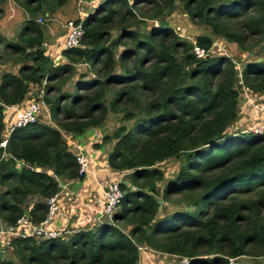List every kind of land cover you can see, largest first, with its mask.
<instances>
[{"label":"trees","instance_id":"1","mask_svg":"<svg viewBox=\"0 0 264 264\" xmlns=\"http://www.w3.org/2000/svg\"><path fill=\"white\" fill-rule=\"evenodd\" d=\"M178 1L190 20L213 36L244 51L262 44L263 58L243 65L241 81L250 92L264 94V0ZM174 2L100 1L83 19L80 45L62 50L63 63L46 55L45 29L36 19L25 20L14 40L0 38L20 65L16 73L0 75V141L4 106L23 102L33 86L44 83L53 123L37 120L14 128L0 146L3 224L24 214L40 223L60 181L84 176L62 132L99 127L108 113L130 122L102 139L114 140L108 166L127 171L111 220L59 238L13 237V259L0 264H138L140 244L186 256L189 264H231L229 258L264 255V135L232 128L240 98L234 60L216 50L194 55L193 45L211 48L210 35H196L189 43L163 22L144 33L136 27ZM24 5L36 12L42 4L25 0ZM146 9L150 14L142 13ZM114 29L118 34L112 37ZM78 63L93 75L80 73L73 80ZM69 83L73 89L64 90ZM179 155L182 166L159 193L165 174L157 164ZM18 161L26 165L18 167ZM158 194L163 201L182 194L191 204L158 216ZM33 196L39 199L25 213L22 206Z\"/></svg>","mask_w":264,"mask_h":264},{"label":"crops","instance_id":"2","mask_svg":"<svg viewBox=\"0 0 264 264\" xmlns=\"http://www.w3.org/2000/svg\"><path fill=\"white\" fill-rule=\"evenodd\" d=\"M100 1L102 0H68L59 6L61 10L60 15L58 16L63 15L66 17L63 22L74 17H81L84 19L86 15L90 13L89 10L95 7ZM68 3H72L70 10L63 12L62 9H64ZM9 7L10 8L7 7L9 13H11L9 16L12 17L15 15L13 12L15 10H13L11 1L9 2ZM21 9H23V7ZM23 13L25 16V13L29 14L31 11H23L21 13L22 18ZM31 18L34 19V16L31 17L29 14L28 19ZM52 19L56 20L57 18ZM24 21L25 20H23V22ZM60 22L61 19L59 23ZM65 33L66 29L63 24H60V26H55L53 23L50 25L46 24L42 46L45 49L46 55H48L51 59L58 53L55 47L56 42L60 40ZM215 37L217 40H215L213 44L222 47L225 44V39L219 36ZM225 50L227 51V48ZM58 60L59 62L57 63L66 62V58L62 55ZM29 95L30 94L26 97ZM240 96H242V94ZM3 112L5 114V123L9 125L8 121L10 122L12 120L14 109L12 106H4ZM259 120L260 116L255 111V108L247 104L246 101H241L239 98L238 120L234 123L233 128L239 130L249 129V127L251 128L253 125H257ZM62 134L68 144L69 150L74 153L75 156L78 154H84L88 157L89 168L81 179L60 181V188L57 192L59 208L53 220L49 223V226L51 228L64 226L67 229L78 230L92 228L100 221H110L111 219L109 217L104 216L100 218L99 211L102 209V205L104 203L105 185L108 182L115 180L120 171L111 169L107 163L108 154L114 143V140L107 142L102 140L105 135L111 134L108 125L103 124L99 127L90 128L82 134L72 132H62ZM23 165H26L23 161L17 162L18 167ZM38 169L40 168H37V170ZM38 199L39 198L37 196L29 197L22 206L24 212L27 213L30 206ZM0 224H3L1 219ZM122 229L127 232L129 227H122ZM8 242L10 241L0 234V250L3 249ZM138 251V264H178V255L159 252L145 246L144 244L139 245ZM3 258L13 259L11 246L4 249L2 259Z\"/></svg>","mask_w":264,"mask_h":264},{"label":"rangeland","instance_id":"3","mask_svg":"<svg viewBox=\"0 0 264 264\" xmlns=\"http://www.w3.org/2000/svg\"><path fill=\"white\" fill-rule=\"evenodd\" d=\"M10 1L12 3L13 10H15L13 11L15 15L12 17L9 16V14L11 13H9L8 11V8H10L9 7ZM24 3H25V0H2L0 2V7H1L0 9V12H1L0 14V18H1L0 19V38L4 40L6 39L14 40L23 25V20L28 19L29 14L31 15V17L34 16V19L40 16H44L43 14L45 15L48 14V16H46L48 17L47 22L45 24H41L44 27V29L46 28V24L50 25L53 23V25L55 26H60V24L64 23L63 21L65 20L66 17L63 15L58 16L60 15V10H61L59 6L64 4V1L62 3H57L56 0L54 1L53 0H43V3H42V0H41V4H42L41 9L39 11L31 12L29 14L25 13V16L23 13V18H24L23 19L21 16V13L23 11H26ZM70 6H72V3H68L67 6L64 7V9H62L63 12H65L66 10H70L71 8ZM22 7L23 9H21ZM95 7L91 8L89 11L91 12L92 10L95 9ZM142 13H144L145 15H148L150 14V11L146 9V10H143ZM52 18H57V19L53 20ZM60 19H61V22L59 23ZM160 22H163L164 24L166 23V25L171 27L174 30V32L180 35L183 39L187 40L189 43H194L196 35H199V34H206V35L212 36L213 42L217 40V38L212 35L210 28H207L206 26H203V25L195 24L189 19V17L187 16V14L185 13L183 9V3L178 0H175V2L170 7L166 8L159 17L145 18L139 21L136 27L140 32L144 33V32H147L149 26L157 25ZM117 34H118V30L114 29L111 31L112 37H115ZM224 42L225 44L224 45L222 44L223 45L222 48L223 47L225 49L227 48L228 55L231 57L232 60H234V63L237 69V81H238L237 86H238L239 94L240 95L242 94V96L239 95L240 100L245 101V96L243 95L244 91L242 89L244 85L242 84L239 71L242 69L243 65L246 62L254 60L256 59V57L263 58V49L261 47L262 44L259 42L258 44L251 46V48H249L247 51H244L240 49L236 43H233L227 40H224ZM119 50H120V47L119 49H117V53L119 52ZM219 50L221 51V49ZM16 58L17 56L12 54L10 51L4 50L3 45L0 42V75L2 72H6V71H9L12 73L17 72L20 65L17 64ZM52 59H54V57ZM55 61L59 62V60H55ZM52 62H54V60ZM80 73H85L87 76L93 75L92 72L87 68V66L84 63H78L75 65V75L73 76V80H75ZM43 85L44 83L38 86L31 87V89L29 90V93L31 95H34L35 91L38 90V88L43 87ZM63 89L72 90L73 87L71 83H69V84H66L63 87ZM246 90L251 95H253L256 98V100L263 101L264 99L263 94H259V93L254 94L250 92L247 88ZM255 111L258 113L256 109ZM38 120L48 123L50 125H53L51 118H50V110L46 103L42 109V112ZM237 120H238V117L235 122H237ZM254 121H255V118H254ZM121 123H126L127 125L130 124V122L121 121V114L108 113L107 119L104 124L108 125L110 129V133H112V131L115 128H117ZM252 127H254V125ZM251 128L249 127V129H246V130H250ZM6 130H8L7 123H5V127H4V131ZM182 164H183V158L180 155L167 159L157 164V166L160 167L164 171V174H165V178L162 181L158 182L157 184L159 188V193L162 190V187L165 184V182L169 180L170 178H173L176 176ZM157 199L160 202V209L157 214L158 216L164 215L165 213H168L174 210L181 209L182 207H185V206L189 207V204H191L190 199L182 194H172L167 201H163L160 194H158ZM234 263L236 264H264V255L256 256V257L240 256V257L235 258Z\"/></svg>","mask_w":264,"mask_h":264},{"label":"built area","instance_id":"4","mask_svg":"<svg viewBox=\"0 0 264 264\" xmlns=\"http://www.w3.org/2000/svg\"><path fill=\"white\" fill-rule=\"evenodd\" d=\"M46 16L48 15L36 18V22L39 24H45L48 20V17ZM62 24L66 29V33L60 40L56 42L55 47L58 53L53 59L54 64L57 62L55 60L60 58L62 50L79 46L83 36V18H78V21L68 19ZM219 49H221V51ZM215 50H219L224 55L229 56L224 48L216 46L215 44H212L211 48L207 50L197 45H193L192 47V52L198 58L204 57L209 51ZM242 89L244 91L243 95L245 96V101L251 107L255 108L260 116L259 123L252 127L251 130L264 135V101L256 100V98L251 95L246 90V88H244V86ZM43 96L44 90L43 87H40L35 91L34 95L30 94L23 102L12 106L14 109L13 118L9 122L8 130L5 131L3 138L0 141L1 147L6 146L7 136L14 128L21 127L38 120L42 109L45 106ZM76 159L79 173L85 174L89 168L88 157L84 154H78ZM126 173L127 171H120L115 180L110 181L105 185L104 203L102 205V209L99 211L100 218L105 216L111 219L113 213L118 209L120 200L123 196V189L121 188L120 184L125 181ZM47 204L48 210L46 216L40 223H33L29 219L28 215L24 214L19 217L14 224H0V234L10 241L13 237L25 236H33L40 239L59 238L74 232L75 230L67 229L64 226H59L56 228H51L49 226V223L53 220L59 208L57 193L47 199ZM229 261L231 264H236L234 263V258H229ZM178 264H189V258L186 256H179Z\"/></svg>","mask_w":264,"mask_h":264},{"label":"water","instance_id":"5","mask_svg":"<svg viewBox=\"0 0 264 264\" xmlns=\"http://www.w3.org/2000/svg\"><path fill=\"white\" fill-rule=\"evenodd\" d=\"M10 246H11V243L8 242V243L5 245V247H4L3 249L0 250V261L2 260V255H3V251H4V249H6L7 247H10Z\"/></svg>","mask_w":264,"mask_h":264},{"label":"clouds","instance_id":"6","mask_svg":"<svg viewBox=\"0 0 264 264\" xmlns=\"http://www.w3.org/2000/svg\"><path fill=\"white\" fill-rule=\"evenodd\" d=\"M46 15H48V14H46ZM239 75H240V77H241V70L239 71Z\"/></svg>","mask_w":264,"mask_h":264}]
</instances>
